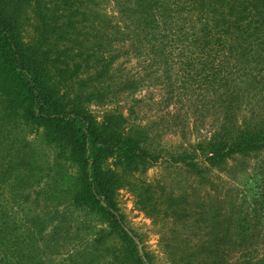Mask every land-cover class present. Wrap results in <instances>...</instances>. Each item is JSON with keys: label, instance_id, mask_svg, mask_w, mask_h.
<instances>
[{"label": "trees", "instance_id": "obj_1", "mask_svg": "<svg viewBox=\"0 0 264 264\" xmlns=\"http://www.w3.org/2000/svg\"><path fill=\"white\" fill-rule=\"evenodd\" d=\"M130 56L171 86L176 68L170 92L215 113L192 151H172L124 110ZM236 158L255 160L260 177L237 216L240 198L206 204L205 181ZM163 161L196 177L190 208L206 218L190 258L227 264L264 220V0H0V264H155L118 194L160 216L163 188L139 176Z\"/></svg>", "mask_w": 264, "mask_h": 264}, {"label": "rangeland", "instance_id": "obj_2", "mask_svg": "<svg viewBox=\"0 0 264 264\" xmlns=\"http://www.w3.org/2000/svg\"><path fill=\"white\" fill-rule=\"evenodd\" d=\"M108 7L110 9V5ZM120 62L123 63L122 73L129 76L132 86L121 93L119 101L126 113L130 111L133 114V118L152 124L160 143L172 151L179 148L192 151L193 146L200 144L214 131L217 126L215 113L201 107L202 102L197 96H192L190 91L184 93V90H180V94L170 92L177 84L176 68L169 74L172 77L171 86L167 75L161 70L163 68H148L145 57H122ZM94 110L101 116L103 108L95 107ZM164 162L151 166L139 176L141 180H148L163 188L161 194L164 200L160 216H149L139 209L133 192L127 188L121 189L118 194L119 209L127 227L141 239L145 251L152 254L153 263L196 264L198 258H190V253L194 251L192 243L197 241V235L203 234V219L206 218L203 212L198 210L194 214L190 208L193 200H197L192 192L197 185L194 180L196 177L186 169L180 170ZM257 164L255 160L236 158L229 162L226 171L216 172L213 179L205 178V181L215 185L211 194L215 198H208L206 204L211 201L213 206L225 204L230 207L234 199L240 198L238 201L242 203L240 208L243 209H235L234 215L246 212L260 183ZM204 185L208 190V184ZM205 191H201L202 196L206 195ZM172 195L178 201L176 205L169 206L168 199ZM173 206H176L178 215H182L176 224L175 213L171 211ZM257 230L253 242L231 245L227 264H264V220H261ZM193 234L196 237L191 239Z\"/></svg>", "mask_w": 264, "mask_h": 264}]
</instances>
